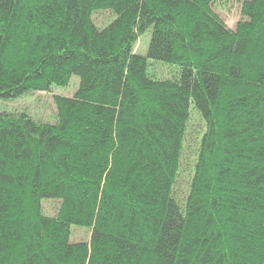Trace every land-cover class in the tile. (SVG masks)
<instances>
[{
	"label": "trees",
	"instance_id": "1",
	"mask_svg": "<svg viewBox=\"0 0 264 264\" xmlns=\"http://www.w3.org/2000/svg\"><path fill=\"white\" fill-rule=\"evenodd\" d=\"M216 1L0 0V101L79 77L56 124L0 111V264H264V0H242L234 29ZM98 10L115 20L96 28ZM191 102L205 131L180 207Z\"/></svg>",
	"mask_w": 264,
	"mask_h": 264
},
{
	"label": "rangeland",
	"instance_id": "2",
	"mask_svg": "<svg viewBox=\"0 0 264 264\" xmlns=\"http://www.w3.org/2000/svg\"><path fill=\"white\" fill-rule=\"evenodd\" d=\"M241 3L242 0H218L212 5V10L219 15L228 28L234 29L236 23L241 20ZM115 18L114 12L105 10L95 11L91 16L93 25L98 29L107 27ZM150 37L151 30L139 35L134 46L136 54L146 57ZM146 72L153 80H172L178 78L179 67L147 59ZM78 86L79 77L72 75L66 86H51L47 92L36 91L10 101H0V111L10 114L24 113L38 123L53 125L57 122L53 98L55 96L72 97ZM204 131V121L191 102L189 104V119L182 144L179 170L173 187V198L180 207H183L189 192ZM59 206L60 202L57 200H41L42 213L45 216H56ZM90 234L91 230L89 228L73 225L70 227L69 242L88 243Z\"/></svg>",
	"mask_w": 264,
	"mask_h": 264
}]
</instances>
